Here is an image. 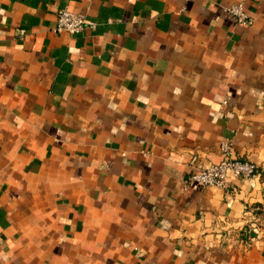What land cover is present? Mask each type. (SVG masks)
Returning <instances> with one entry per match:
<instances>
[{
	"label": "crops",
	"instance_id": "crops-1",
	"mask_svg": "<svg viewBox=\"0 0 264 264\" xmlns=\"http://www.w3.org/2000/svg\"><path fill=\"white\" fill-rule=\"evenodd\" d=\"M234 1L0 0V264H264V0ZM227 136L260 172L189 182Z\"/></svg>",
	"mask_w": 264,
	"mask_h": 264
},
{
	"label": "built area",
	"instance_id": "built-area-1",
	"mask_svg": "<svg viewBox=\"0 0 264 264\" xmlns=\"http://www.w3.org/2000/svg\"><path fill=\"white\" fill-rule=\"evenodd\" d=\"M248 0H236L225 8L237 18L238 22L252 24L254 19L246 9ZM97 21L88 19L84 13L70 9L68 6L58 10L57 23L54 27L56 31H69L78 33L85 27H95ZM231 137L227 136L221 140L220 148L223 157L220 161L201 167L191 173L187 180L189 182H201L204 184L228 187L231 176L250 178L260 172V166L256 161L244 159L233 155V145Z\"/></svg>",
	"mask_w": 264,
	"mask_h": 264
}]
</instances>
